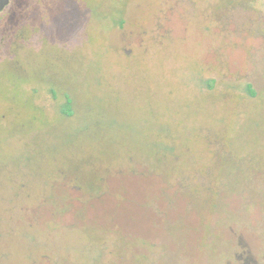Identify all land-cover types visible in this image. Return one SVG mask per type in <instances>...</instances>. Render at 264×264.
I'll list each match as a JSON object with an SVG mask.
<instances>
[{
    "label": "rangeland",
    "instance_id": "374dc122",
    "mask_svg": "<svg viewBox=\"0 0 264 264\" xmlns=\"http://www.w3.org/2000/svg\"><path fill=\"white\" fill-rule=\"evenodd\" d=\"M0 264H264V0H9Z\"/></svg>",
    "mask_w": 264,
    "mask_h": 264
},
{
    "label": "flooded vegetation",
    "instance_id": "af4514ba",
    "mask_svg": "<svg viewBox=\"0 0 264 264\" xmlns=\"http://www.w3.org/2000/svg\"><path fill=\"white\" fill-rule=\"evenodd\" d=\"M8 38H3L2 41L5 42V44L8 46V48H10L12 50L13 46L15 47L14 51H18V49L21 47V40L22 39H26V36H8ZM251 85L247 84V88H248V93L253 96L255 94V92L253 90H251ZM42 86L39 87V91L37 93V98L39 97H46L47 99L50 97H54V98H58L57 103L58 104H62L64 106H68L69 107V112L72 111V108H70L71 105L77 104L78 99L77 97L74 95V93L69 89V88H65L63 93L60 92V90L57 91V94H54L51 90L50 87H47L46 85L41 88ZM51 94H53V96H51ZM58 95V96H57ZM64 113L67 115L68 112L64 111ZM72 115V112L69 113ZM24 180L22 179L21 183H18L22 186H25L26 184L23 183ZM29 194V193H26Z\"/></svg>",
    "mask_w": 264,
    "mask_h": 264
},
{
    "label": "water",
    "instance_id": "95a60500",
    "mask_svg": "<svg viewBox=\"0 0 264 264\" xmlns=\"http://www.w3.org/2000/svg\"><path fill=\"white\" fill-rule=\"evenodd\" d=\"M9 0H0V12L8 4Z\"/></svg>",
    "mask_w": 264,
    "mask_h": 264
}]
</instances>
